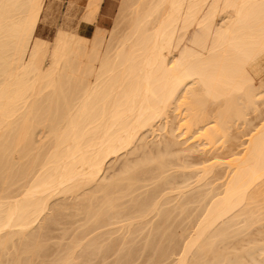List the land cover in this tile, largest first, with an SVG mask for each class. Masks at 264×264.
<instances>
[{"label": "bare ground", "instance_id": "1", "mask_svg": "<svg viewBox=\"0 0 264 264\" xmlns=\"http://www.w3.org/2000/svg\"><path fill=\"white\" fill-rule=\"evenodd\" d=\"M121 1L0 0V264H264V0Z\"/></svg>", "mask_w": 264, "mask_h": 264}, {"label": "rangeland", "instance_id": "2", "mask_svg": "<svg viewBox=\"0 0 264 264\" xmlns=\"http://www.w3.org/2000/svg\"><path fill=\"white\" fill-rule=\"evenodd\" d=\"M120 2H122L121 0H103L100 12L98 14V19L95 23H88L87 21L84 20L85 15L87 14V12L89 11V7L86 5L87 0H47V4L49 6L48 9V15L40 22V25L38 27V34L41 35L42 37H45L49 40H53V38L55 37L56 33L58 32V30L62 27L64 28H68L70 30H77L79 33L82 34H86L88 36H91L96 28V26H102V27H106V28H111L114 26L115 24V20L117 18L118 15V11L120 8ZM87 23V24H86ZM84 24V25H83ZM86 26V27H85ZM82 29H79L81 28ZM84 27V28H83ZM264 71H262V74L260 73V75L258 74V77L261 78L262 75V79L264 78ZM262 102V100L260 101ZM259 105L261 106V117H259L258 121L256 119L258 112L255 111H251L249 116H251V118H253V120L255 121L254 124H258V122H260L262 120V117H264L263 113H264V101ZM257 114V115H256ZM257 121V122H256ZM241 128V130H240ZM240 128H235L239 130L238 132L240 133V131L242 133H238V136L234 137L228 142L227 147L224 148V151L227 152L228 151V145L229 147L232 146V143L235 145L233 146V148L238 149L240 148L243 149L245 147L246 141L248 139V132L250 131L249 128L247 130V128L245 130H242V126H240ZM243 131L246 133H243ZM237 132V131H236ZM150 134V133H149ZM243 136V137H241ZM148 137L150 139H152L154 136H152V134L148 135ZM152 137V138H151ZM241 137V138H240ZM156 138V137H155ZM157 138H159V136H157ZM156 138V140H158ZM244 142V143H243ZM240 145V146H236ZM243 146V147H242ZM221 150V151H220ZM238 149V151H240ZM222 148L219 149V152H222ZM223 151V152H224ZM201 152V151H200ZM197 152L196 155H200L201 153ZM224 152V153H225ZM203 154V153H202ZM201 156V155H200ZM225 169H223L224 171ZM225 179L222 178V180H218L219 182H222ZM218 182V183H219ZM264 182L262 183L261 187L263 186ZM262 189H264V186L262 187ZM264 195V194H262ZM264 198V196H262ZM264 206V203H263ZM264 208V207H263ZM252 230L254 231L251 235H255V233L260 232V237L264 238V219L260 220L259 222H257L255 225H253ZM261 230V231H259Z\"/></svg>", "mask_w": 264, "mask_h": 264}]
</instances>
